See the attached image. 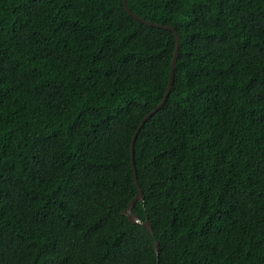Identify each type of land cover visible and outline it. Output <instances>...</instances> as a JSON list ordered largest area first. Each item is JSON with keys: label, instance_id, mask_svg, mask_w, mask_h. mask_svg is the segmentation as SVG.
<instances>
[{"label": "trees", "instance_id": "16d2710c", "mask_svg": "<svg viewBox=\"0 0 264 264\" xmlns=\"http://www.w3.org/2000/svg\"><path fill=\"white\" fill-rule=\"evenodd\" d=\"M0 0V264H264V0ZM153 239L158 242L157 254Z\"/></svg>", "mask_w": 264, "mask_h": 264}, {"label": "water", "instance_id": "95a60500", "mask_svg": "<svg viewBox=\"0 0 264 264\" xmlns=\"http://www.w3.org/2000/svg\"><path fill=\"white\" fill-rule=\"evenodd\" d=\"M122 6L124 8V10L129 14L131 15L132 17H134L135 19L145 23V24H148V25H151V26H156V27H160V28H164V29H168V30H171L174 34V38H175V45H174V51H173V55H172V58H171V62H170V67H169V71H168V77H167V82H166V86H165V90H164V93L162 95V98L159 100V102L154 106V108L149 111L146 115H144L139 123H138V126L137 128L135 129L132 137H131V141H130V146H129V157H130V166H131V170H132V178L134 180V183L136 184V192L133 196V198H131L126 207L121 210V213L126 215L127 219L130 221V222H133V223H139L141 224L142 226H144L147 231L152 235V230H151V227H150V224L149 222L147 221V219H144L143 221H141L138 216L134 213L131 212V208L134 204V201L135 200H142V191L140 189V187L138 186L137 184V180H136V173H135V168H134V165H133V140H134V137L136 135V132L138 131L139 129V126L156 110L158 109L164 102L165 98L167 97L168 95V92H169V89L171 87V81H172V73H173V66H174V62H175V57H176V52H177V47H178V40H179V37L177 35V33L173 30V28L171 26H168V25H162V24H158V23H154V22H151V21H148V20H144L142 19L141 17L135 15L134 13H132L127 5H126V0H122ZM153 247H154V252L155 254H157V250H158V242L153 239Z\"/></svg>", "mask_w": 264, "mask_h": 264}]
</instances>
